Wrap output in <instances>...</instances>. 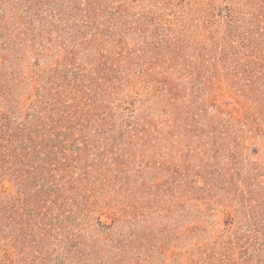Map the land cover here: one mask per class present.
I'll return each instance as SVG.
<instances>
[{
	"label": "rangeland",
	"instance_id": "rangeland-1",
	"mask_svg": "<svg viewBox=\"0 0 264 264\" xmlns=\"http://www.w3.org/2000/svg\"><path fill=\"white\" fill-rule=\"evenodd\" d=\"M0 264H264V0H0Z\"/></svg>",
	"mask_w": 264,
	"mask_h": 264
}]
</instances>
